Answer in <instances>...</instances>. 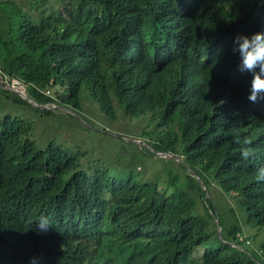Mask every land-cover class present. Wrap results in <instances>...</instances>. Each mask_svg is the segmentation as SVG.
<instances>
[{
  "label": "trees",
  "instance_id": "trees-1",
  "mask_svg": "<svg viewBox=\"0 0 264 264\" xmlns=\"http://www.w3.org/2000/svg\"><path fill=\"white\" fill-rule=\"evenodd\" d=\"M256 30V0H0L3 81L55 105L35 107L0 84V264H264V240L241 249L250 241L215 221L193 175L233 194L264 228V101L247 99L251 74L231 52L237 32ZM83 96L107 119L150 118L142 150L177 156L183 180L171 175L166 194L154 181L84 169L53 142L37 146L17 115L80 112ZM244 136L248 160L235 142ZM196 200L205 214L194 213ZM40 217L47 231L35 227ZM205 242L211 249L192 258Z\"/></svg>",
  "mask_w": 264,
  "mask_h": 264
},
{
  "label": "rangeland",
  "instance_id": "rangeland-1",
  "mask_svg": "<svg viewBox=\"0 0 264 264\" xmlns=\"http://www.w3.org/2000/svg\"><path fill=\"white\" fill-rule=\"evenodd\" d=\"M16 84L24 87L18 81ZM81 104L83 111L80 112L58 106L59 108L51 109L48 114L21 108L17 115L31 125V138L37 146L44 148L53 142V145L60 146L70 155L78 157L84 169L105 168L117 179L126 180L130 177L137 182L154 181L158 189L166 194L173 190L171 182L168 181L171 175H179L176 176L177 181L183 180L185 171L180 164L184 163L167 156L168 152L150 155L142 150L144 146L148 148L149 138L141 133L155 132L150 125L144 127L152 123L150 118L137 116L111 120L105 118L96 105L90 104L87 97H82ZM14 107L11 104L10 111ZM126 175L128 176L123 178ZM193 175L203 190L202 181L196 173ZM206 185L208 190L206 189L205 195L213 207L215 221L220 219L223 226L236 224L242 236L250 241L249 246L242 244L241 249L257 252L264 240V228H258L256 224L248 221L245 210L238 205L233 194L221 190L214 183ZM203 206L201 201L196 200L194 213L205 214ZM211 247L209 242H205L193 251L191 257L198 258ZM260 260L264 259L261 257Z\"/></svg>",
  "mask_w": 264,
  "mask_h": 264
},
{
  "label": "clouds",
  "instance_id": "clouds-1",
  "mask_svg": "<svg viewBox=\"0 0 264 264\" xmlns=\"http://www.w3.org/2000/svg\"><path fill=\"white\" fill-rule=\"evenodd\" d=\"M256 4L264 7V0H256ZM238 15L236 13V18ZM231 52L238 58L237 71L251 74L247 99L252 103L264 101V31L237 32L232 38ZM235 142L241 145V158L248 160L255 156L251 141L246 136L237 137ZM256 179L264 181V165L257 168ZM35 221V227L39 231H47L52 226L47 217H40ZM30 259L31 264H37L36 257Z\"/></svg>",
  "mask_w": 264,
  "mask_h": 264
},
{
  "label": "water",
  "instance_id": "water-1",
  "mask_svg": "<svg viewBox=\"0 0 264 264\" xmlns=\"http://www.w3.org/2000/svg\"><path fill=\"white\" fill-rule=\"evenodd\" d=\"M17 80H14L12 83H7L5 81H3V78L2 76L0 75V84L3 85L5 88L9 89V90H12V91H15L17 92L18 94L21 95V97H23L26 101H28L31 105L35 106V107H43V108H49L48 105H39L37 104L36 102H34L31 98H29L26 93H25V86H18L16 84ZM59 106V105H58ZM62 109H66V110H70V109H67V108H64V107H60ZM167 156H170L172 158H175L176 160L178 161H181L183 163L182 160H180L177 156H175L174 154H170V153H167ZM195 173V172H194ZM198 179L200 180V178L198 177ZM203 191L206 192V187L203 186ZM218 222V220H217ZM218 234L220 235V225L218 223Z\"/></svg>",
  "mask_w": 264,
  "mask_h": 264
},
{
  "label": "crops",
  "instance_id": "crops-1",
  "mask_svg": "<svg viewBox=\"0 0 264 264\" xmlns=\"http://www.w3.org/2000/svg\"><path fill=\"white\" fill-rule=\"evenodd\" d=\"M248 240V238H246ZM249 241V240H248Z\"/></svg>",
  "mask_w": 264,
  "mask_h": 264
}]
</instances>
